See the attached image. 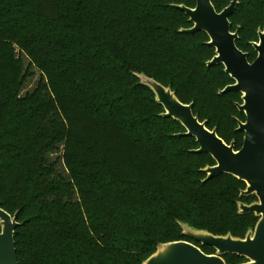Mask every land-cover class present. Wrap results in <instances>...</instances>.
Returning a JSON list of instances; mask_svg holds the SVG:
<instances>
[{
    "label": "trees",
    "instance_id": "1",
    "mask_svg": "<svg viewBox=\"0 0 264 264\" xmlns=\"http://www.w3.org/2000/svg\"><path fill=\"white\" fill-rule=\"evenodd\" d=\"M232 0H211L221 12ZM196 0H0V209L17 213V264H143L185 241L179 223L243 239L244 183L221 175L134 74L170 87L208 130L239 150L241 95L207 67L214 49L173 6ZM252 62L264 0H238L229 18ZM22 57L29 62L24 67ZM41 77L22 95L30 70ZM59 154L56 160L53 156ZM207 251H211V254ZM225 264L246 260L223 256Z\"/></svg>",
    "mask_w": 264,
    "mask_h": 264
},
{
    "label": "water",
    "instance_id": "2",
    "mask_svg": "<svg viewBox=\"0 0 264 264\" xmlns=\"http://www.w3.org/2000/svg\"><path fill=\"white\" fill-rule=\"evenodd\" d=\"M238 0H232L221 12H216L211 0H196L194 8L173 6L184 13L192 27L180 33H204L207 45L214 49V57L207 67L222 66L224 73L234 82L225 87L219 95L229 92L241 95L237 110L245 116L244 123L237 122V132L242 133L243 143L238 151L234 145H226L216 133L208 130L193 114L192 104L178 101L170 87H164L143 74H134L139 83L154 95L155 102L163 108V118L172 119L185 130L178 137L195 140L198 150L194 153L207 154L215 165L202 172L204 181L221 175L231 176L245 184L240 198L254 196L257 201L250 204L238 203V214H253L258 218L253 230L243 239L214 236L206 231L196 230L179 223L182 235L201 247L214 250L213 255L204 254L194 244L185 241L160 244L155 253L143 264H225L223 256L231 255L246 260L242 264H264V28L257 32V42L251 43L256 54L252 62L248 54L236 46L239 28L231 32L229 18L233 15ZM17 213L9 215L0 209V264H17L14 232L17 228Z\"/></svg>",
    "mask_w": 264,
    "mask_h": 264
},
{
    "label": "rangeland",
    "instance_id": "3",
    "mask_svg": "<svg viewBox=\"0 0 264 264\" xmlns=\"http://www.w3.org/2000/svg\"><path fill=\"white\" fill-rule=\"evenodd\" d=\"M23 63H24V67L27 68L29 65V62L26 58L22 57ZM41 75L39 73V71H37L36 69L32 68L30 70V77L28 78L26 84L23 87L22 90V95L32 92L35 87L37 86L39 79H40ZM60 155L57 154L55 156H53L52 160H56L57 157H59ZM208 253L211 254V251H207Z\"/></svg>",
    "mask_w": 264,
    "mask_h": 264
},
{
    "label": "flooded vegetation",
    "instance_id": "4",
    "mask_svg": "<svg viewBox=\"0 0 264 264\" xmlns=\"http://www.w3.org/2000/svg\"><path fill=\"white\" fill-rule=\"evenodd\" d=\"M243 114V113H242ZM244 118H245V116H244ZM245 121V120H244ZM244 123V122H243ZM244 136V135H243ZM243 143V142H242ZM235 150V149H234ZM235 151H238V150H235Z\"/></svg>",
    "mask_w": 264,
    "mask_h": 264
}]
</instances>
